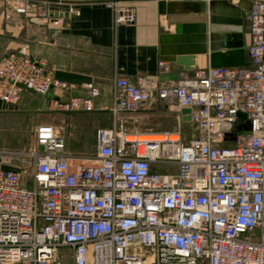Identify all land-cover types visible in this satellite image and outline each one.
I'll return each instance as SVG.
<instances>
[{
	"label": "built area",
	"instance_id": "built-area-1",
	"mask_svg": "<svg viewBox=\"0 0 264 264\" xmlns=\"http://www.w3.org/2000/svg\"><path fill=\"white\" fill-rule=\"evenodd\" d=\"M75 3L112 8L117 25L136 20L125 0L13 7L58 27L51 5ZM250 34L248 67H208L165 85L116 77L113 125L97 132L94 156L68 152L50 124L35 128L28 151L1 148L0 264H264V0H253ZM55 73L45 59L1 58L0 104H17L26 88L65 90ZM84 87L87 97H50L48 111L95 112L101 91ZM156 99L190 109L197 135L125 132L124 115Z\"/></svg>",
	"mask_w": 264,
	"mask_h": 264
},
{
	"label": "crops",
	"instance_id": "crops-1",
	"mask_svg": "<svg viewBox=\"0 0 264 264\" xmlns=\"http://www.w3.org/2000/svg\"><path fill=\"white\" fill-rule=\"evenodd\" d=\"M125 1L136 9L134 23L117 25L114 10L105 6L53 4L52 15L63 20L54 27L43 23L36 11L19 15L14 0H0V59L22 54L45 59L55 72L90 77L101 91L95 112L111 116L116 77L165 85L177 82L185 73L193 76L199 69L250 65L253 0ZM183 54L195 56L193 70L177 64V57ZM54 95L65 101L87 97L88 91L84 84H69L65 90L53 91ZM179 119H183L181 113ZM62 122L50 125L65 139L60 130L67 126L72 131L74 123ZM100 129L104 128L97 129L95 142Z\"/></svg>",
	"mask_w": 264,
	"mask_h": 264
},
{
	"label": "rangeland",
	"instance_id": "rangeland-1",
	"mask_svg": "<svg viewBox=\"0 0 264 264\" xmlns=\"http://www.w3.org/2000/svg\"><path fill=\"white\" fill-rule=\"evenodd\" d=\"M50 97L52 96L39 98L26 91L17 104L0 108V149L28 151L35 143L36 126L41 124L63 125L62 121H67L77 126L72 125V131L67 126L60 130L66 139L67 150L73 151H69L72 154L94 156L96 131L98 128H110L113 124L112 116L100 112L51 113L48 111ZM179 114L172 111L163 101L156 100L134 114L124 115L127 121L125 132L181 131L186 138L197 135L195 125L184 123L179 119ZM64 251L61 250L62 253Z\"/></svg>",
	"mask_w": 264,
	"mask_h": 264
},
{
	"label": "water",
	"instance_id": "water-1",
	"mask_svg": "<svg viewBox=\"0 0 264 264\" xmlns=\"http://www.w3.org/2000/svg\"><path fill=\"white\" fill-rule=\"evenodd\" d=\"M177 64L180 66H183L184 69L186 71H191L194 69L195 66V56L194 55H179L177 57ZM55 77L56 79L72 84V85H76V86H81L83 84H87V83H91V78L87 77V76H83V75H79V74H74V73H70V72H65L62 70H58L55 73ZM27 92L35 95L36 97L39 98H43V96L39 93H36L34 90L28 89L26 88ZM2 107V105L0 104V108ZM191 110L190 109H183L181 111V115L183 117V122L184 123H190L191 122ZM239 117H241L242 119H246V116L243 114H239ZM241 128H239L240 130ZM251 129V124L248 122V125L245 127L246 133H249V130ZM190 139V137H188V140Z\"/></svg>",
	"mask_w": 264,
	"mask_h": 264
},
{
	"label": "bare ground",
	"instance_id": "bare-ground-1",
	"mask_svg": "<svg viewBox=\"0 0 264 264\" xmlns=\"http://www.w3.org/2000/svg\"><path fill=\"white\" fill-rule=\"evenodd\" d=\"M151 138H154V139H162V137H159V136H155V137H151ZM144 139H146V137H138V138H136V137H134V136H130V137H128V140L129 141H135V140H144Z\"/></svg>",
	"mask_w": 264,
	"mask_h": 264
}]
</instances>
